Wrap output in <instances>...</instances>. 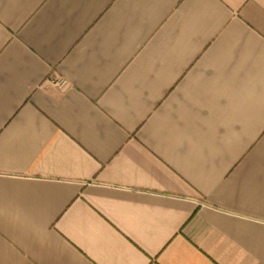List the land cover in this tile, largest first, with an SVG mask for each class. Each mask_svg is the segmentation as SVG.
Segmentation results:
<instances>
[{
  "label": "crops",
  "instance_id": "1",
  "mask_svg": "<svg viewBox=\"0 0 264 264\" xmlns=\"http://www.w3.org/2000/svg\"><path fill=\"white\" fill-rule=\"evenodd\" d=\"M0 264H264V0H0Z\"/></svg>",
  "mask_w": 264,
  "mask_h": 264
}]
</instances>
